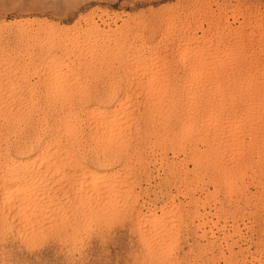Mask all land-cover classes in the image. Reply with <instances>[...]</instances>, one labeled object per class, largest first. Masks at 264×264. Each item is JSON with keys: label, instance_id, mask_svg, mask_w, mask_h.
Here are the masks:
<instances>
[{"label": "rangeland", "instance_id": "374dc122", "mask_svg": "<svg viewBox=\"0 0 264 264\" xmlns=\"http://www.w3.org/2000/svg\"><path fill=\"white\" fill-rule=\"evenodd\" d=\"M263 72L264 0H0V165L58 170L33 185L40 220L0 209V264H264ZM95 107L120 109L110 139ZM110 155L127 192L80 199L71 165Z\"/></svg>", "mask_w": 264, "mask_h": 264}, {"label": "bare ground", "instance_id": "6f19581e", "mask_svg": "<svg viewBox=\"0 0 264 264\" xmlns=\"http://www.w3.org/2000/svg\"><path fill=\"white\" fill-rule=\"evenodd\" d=\"M93 40V39H92ZM92 40H91V38L88 36L86 39L84 38V43L85 44H87V46L89 45L90 46V43H92ZM95 44V43H94ZM238 47V46H237ZM235 48V47H234ZM233 48V49H234ZM188 50L189 49H187L186 51H185V53H187L188 52ZM233 51H235V50H233ZM237 52V51H236ZM184 53V54H185ZM239 53V52H238ZM51 55V54H50ZM235 55V54H234ZM240 55V54H239ZM56 56V55H55ZM236 56V55H235ZM238 57V56H237ZM237 57H236V59H237ZM240 57V56H239ZM235 59V60H236ZM239 59V58H238ZM240 59H242V58H240ZM135 60H136V58H135ZM144 61V60H143ZM146 62V61H145ZM237 62V61H236ZM47 63V62H46ZM48 63L49 64H51V66L53 65V64H55L56 62H55V59L54 58H50L49 60H48ZM136 63L139 65L140 63H141V59H138V60H136ZM150 63V62H149ZM58 65H59V63H57ZM61 64V63H60ZM135 64V63H134ZM141 65V64H140ZM143 65V64H142ZM56 66V65H55ZM247 66V65H246ZM263 66V65H262ZM139 67V66H138ZM244 68H246L245 66H243ZM248 67V66H247ZM241 68V67H240ZM242 69V68H241ZM240 69V70H241ZM248 69V68H247ZM246 69V70H247ZM245 70V71H246ZM146 71V70H145ZM242 71V70H241ZM249 71V70H248ZM139 72V71H138ZM259 72V71H258ZM151 73V72H150ZM243 73V72H242ZM262 73V72H261ZM264 73V72H263ZM145 74H146V72H145ZM245 74V73H244ZM253 74H255V72H253ZM253 74H250V75H253ZM259 75H260V73H258ZM238 75V74H237ZM242 76V78L245 76H243V74H241ZM146 76V75H145ZM153 76V75H152ZM247 76V75H246ZM261 76V75H260ZM237 77V76H236ZM239 77H240V74H239ZM240 77V78H241ZM252 78H249L248 77V80H254L255 78H253V76H251ZM147 78V77H146ZM241 78V79H242ZM147 79H149V78H147ZM153 79V78H152ZM166 79V78H165ZM237 79V78H236ZM240 79V80H241ZM146 80V79H145ZM170 80V79H169ZM262 80V79H261ZM144 81V80H143ZM146 81H148V80H146ZM245 81V80H244ZM246 81H247V78H246ZM258 81V80H257ZM167 82V81H166ZM169 82V81H168ZM167 82V83H168ZM236 82V81H235ZM234 82V83H235ZM252 82H254L255 83V80L254 81H252ZM261 82V81H260ZM263 82V81H262ZM148 83H150V82H148ZM239 83V82H238ZM237 83V84H238ZM250 83V82H249ZM147 84V83H146ZM162 84V83H161ZM165 84V83H164ZM163 84V85H164ZM264 84V83H263ZM143 85H145V84H143ZM239 85V84H238ZM246 85V84H245ZM250 85H253V84H251L250 83ZM256 85V84H255ZM140 86V85H139ZM237 86V85H236ZM248 86V85H247ZM257 86H259V85H257ZM261 86V85H260ZM143 87V86H142ZM168 87V86H167ZM246 87V86H245ZM262 87V86H261ZM264 87V86H263ZM145 88V87H144ZM239 88V87H238ZM237 88V89H238ZM236 89V88H235ZM236 89V90H237ZM254 89H255V87H254ZM260 89V88H259ZM258 89V90H259ZM142 90V89H141ZM250 90V89H249ZM262 90H264V89H262ZM255 92V91H254ZM145 93V92H144ZM151 93V92H150ZM162 93V92H161ZM250 93V92H249ZM260 94V93H259ZM259 94H258V96H259ZM90 97H92V96H90ZM107 97V96H106ZM174 97V96H173ZM257 97V96H256ZM262 97V96H261ZM260 97V98H261ZM93 98H95L94 96H93ZM98 98V97H97ZM101 98V97H100ZM259 98V97H258ZM99 99V98H98ZM255 100H256V98H254ZM94 100V99H93ZM105 100V99H104ZM170 100V99H169ZM172 100V99H171ZM95 101V100H94ZM102 101V100H101ZM152 101V100H151ZM150 101V102H151ZM249 101V100H248ZM90 102V101H89ZM169 102V101H168ZM253 101H251V103H252ZM262 102V101H261ZM97 103V102H96ZM99 103V102H98ZM104 103V102H103ZM158 103V102H157ZM173 103H174V101H173ZM186 103V102H185ZM154 104V103H153ZM166 104V103H165ZM174 105V104H173ZM258 105V104H257ZM100 106V105H99ZM147 106V105H146ZM159 106V105H158ZM251 106H252V104H251ZM254 106V105H253ZM259 106V105H258ZM262 106V105H261ZM121 107V106H120ZM127 107V106H126ZM145 107V106H144ZM249 107V106H248ZM255 107V106H254ZM253 107V108H254ZM155 108V107H154ZM168 108V107H167ZM170 108H171V106H170ZM190 108V107H189ZM250 108V107H249ZM123 109V108H122ZM128 109V108H127ZM153 109V108H152ZM56 110V109H55ZM54 110V111H55ZM58 110V109H57ZM84 110V109H83ZM82 110V111H83ZM86 110V109H85ZM164 110V109H163ZM167 110V109H166ZM165 110V111H166ZM169 110V109H168ZM174 110V109H173ZM187 110V109H186ZM214 110V109H213ZM261 110V109H260ZM264 110V109H263ZM122 111V110H121ZM124 111V110H123ZM126 111V110H125ZM139 111V110H138ZM144 111V110H143ZM142 111V112H143ZM147 111V110H146ZM159 111V110H158ZM5 112V111H4ZM53 112V111H52ZM60 112H61V110H60ZM66 112V111H65ZM64 112V113H65ZM81 112V111H80ZM128 112V111H127ZM133 112H135V111H133ZM150 112V111H149ZM152 112V111H151ZM164 112V111H163ZM167 112V111H166ZM55 113V112H54ZM83 113V112H82ZM153 113V115H154V112H152ZM156 113V112H155ZM158 113V112H157ZM205 113V112H204ZM257 113V112H256ZM263 113V112H262ZM8 114V113H7ZM14 114V113H13ZM12 114V115H13ZM27 114V113H26ZM25 114V115H26ZM30 114V113H29ZM51 114V113H50ZM56 114V113H55ZM128 114V113H127ZM131 114V113H130ZM145 114V113H144ZM150 114V113H149ZM170 114V113H169ZM177 114V113H176ZM15 115H17V114H15ZM25 115H23V116H25ZM64 115V114H63ZM68 115V114H67ZM87 115H90L89 117H91V118H93V120H94V123H95V127H96V129H95V134L94 135H96V138H99V137H101V139L102 138H106V137H109V139H110V137L112 136V135H114V129H115V127L116 126H114V125H117L116 123L118 122V120H119V118L121 117V112H120V109H112V110H108L107 108H104V107H95V108H91V109H89L88 110V114ZM123 115H125V114H123ZM152 115V116H153ZM162 115H163V113H162ZM257 115V114H256ZM29 116V115H28ZM143 116V115H142ZM145 116V115H144ZM149 116V115H148ZM167 116V115H166ZM259 116V115H258ZM26 117V116H25ZM30 117H31V115H30ZM42 117V116H41ZM63 117H65V116H63ZM74 117V116H73ZM72 117V118H73ZM85 117H87V116H85ZM130 116H128V118H129ZM134 117V116H133ZM135 117H136V115H135ZM138 117V116H137ZM205 117H207V116H205ZM6 118V117H5ZM24 118V117H23ZM32 118V117H31ZM30 118V119H31ZM127 118V119H128ZM131 118V117H130ZM129 118V119H130ZM141 118V117H140ZM153 118H154V116H153ZM160 118V117H159ZM167 118H169V117H167ZM166 118V119H167ZM172 118V117H171ZM171 118H169V119H171ZM198 118V117H197ZM254 118V117H253ZM259 118V117H258ZM262 118V117H261ZM22 119V118H21ZM27 119H29L28 117H27ZM30 119H29V122H30ZM61 119V118H60ZM90 119V118H89ZM126 119V118H125ZM124 119V120H125ZM137 119V118H136ZM142 119V118H141ZM156 119V118H155ZM155 119H152V122H153V120H155ZM164 119V118H163ZM7 120V119H6ZM10 120H11V118H10ZM13 120V119H12ZM16 120V119H15ZM66 120V119H65ZM186 120V119H185ZM196 120V119H195ZM258 120V119H257ZM17 121H19V120H17ZM28 121V120H27ZM55 121V120H54ZM53 121V122H54ZM61 121V120H60ZM89 121V120H88ZM127 121V120H126ZM134 121V120H133ZM132 121V122H133ZM142 121V120H141ZM147 121V120H146ZM146 121H145V123H146ZM148 121H150V120H148ZM157 121V120H156ZM161 121V120H160ZM164 121V120H163ZM167 121V120H166ZM165 121V122H166ZM8 122V121H7ZM16 122V121H15ZM23 123L25 122L24 120L22 121ZM52 122V123H53ZM58 122V121H57ZM119 122H121V121H119ZM130 122V121H129ZM168 122V121H167ZM180 122V121H179ZM190 121H188V123H189ZM28 123V122H27ZM32 123V122H31ZM55 123V122H54ZM73 123V122H72ZM136 123V122H135ZM140 123V122H139ZM154 123V122H153ZM159 123V122H158ZM161 123H163V122H161ZM171 123V122H170ZM173 123H174V121H173ZM177 123V122H176ZM187 123V122H186ZM192 123V122H191ZM17 124V123H16ZM59 124V123H58ZM120 124V123H119ZM126 124V123H125ZM132 124V123H131ZM151 124V123H150ZM183 123H181V125L179 126L182 130L184 129V128H187V126L188 125H190V123L189 124H183ZM256 124H258V123H256ZM55 125V124H54ZM66 125V124H65ZM71 125V124H70ZM122 125V124H121ZM124 125V124H123ZM145 125V124H144ZM147 125V124H146ZM148 125H149V123H148ZM153 125V124H152ZM151 125V126H152ZM8 126V125H7ZM17 126V125H16ZM72 126V125H71ZM155 126V125H154ZM160 126V125H159ZM158 126V127H159ZM168 126H169V124H168ZM234 126V125H233ZM256 126V125H255ZM4 127V126H3ZM54 126H52L50 129H52ZM119 127V126H118ZM124 127V126H123ZM122 127V128H123ZM132 127V126H131ZM137 127V126H136ZM141 127V126H140ZM146 127V126H145ZM164 127H166L165 125H164ZM163 127V128H164ZM191 127V126H190ZM7 128V127H6ZM10 128V127H9ZM67 128V127H66ZM66 128H64V129H66ZM117 128V127H116ZM149 128V127H148ZM152 128V127H151ZM162 128V127H161ZM167 128V127H166ZM170 128V127H169ZM173 128V127H172ZM262 128V127H261ZM14 129V128H13ZM31 129V128H30ZM57 129H60V128H57ZM150 129V128H149ZM155 129V128H154ZM180 129V130H181ZM71 129H69V131H70ZM73 130V129H72ZM92 130V129H91ZM117 130V129H116ZM118 130H120V129H118ZM125 130V129H124ZM144 130V129H143ZM153 130V129H152ZM157 131H158V129H156ZM166 130V129H165ZM175 130V129H174ZM178 130H179V128H178ZM179 130V131H180ZM52 131V130H51ZM57 131H60V130H57ZM61 131H63V130H61ZM60 131V132H61ZM160 131L161 130H159V133H160ZM164 131V130H163ZM185 131V130H184ZM34 132H35V130H34ZM64 132V131H63ZM120 132V131H119ZM141 132V131H140ZM151 132V131H150ZM173 132V131H172ZM52 133V132H51ZM70 133V132H69ZM148 133V132H147ZM157 133V132H156ZM163 133V132H162ZM169 133H170V131H169ZM187 133V132H186ZM263 133V132H262ZM57 134V133H56ZM116 134H117V132H116ZM122 134H125V133H122ZM161 134V133H160ZM60 135V134H59ZM84 135V134H83ZM93 135V136H94ZM158 135V134H157ZM168 135V134H167ZM172 135V134H171ZM170 135V136H171ZM180 135V134H179ZM252 135V134H251ZM255 135V134H254ZM261 135V134H260ZM55 136V135H54ZM125 136V135H124ZM143 136H145V134L143 135ZM151 136H153V134L151 135ZM175 136V135H174ZM33 137V136H32ZM63 137H64V135H63ZM66 137V136H65ZM142 137V136H141ZM158 137V136H157ZM173 137V136H172ZM171 137V138H172ZM176 137V136H175ZM254 137V136H253ZM30 138V137H29ZM80 138H81V136H80ZM93 138V137H92ZM150 138V137H149ZM155 138V137H154ZM259 138V137H258ZM49 139H50V137H49ZM94 139V138H93ZM124 139V138H123ZM144 139V138H143ZM32 140V139H31ZM59 140V139H58ZM73 140V139H72ZM80 140V139H79ZM97 140V139H96ZM113 140V139H112ZM155 140V139H154ZM56 141V140H55ZM93 141V140H92ZM102 141H103V139H102ZM116 141V140H115ZM120 142H121V140H119ZM125 141V140H124ZM105 142V141H104ZM108 142V141H107ZM117 142V141H116ZM175 142V141H174ZM96 143V142H95ZM109 143V142H108ZM110 143H112V142H110ZM126 143V142H125ZM101 145V144H100ZM108 145H110V144H108ZM112 145H114V144H112ZM117 145V144H116ZM119 145H121V144H119ZM118 145V146H119ZM126 145L127 146H129L127 143H126ZM17 147V146H16ZM48 147V146H47ZM115 147V146H114ZM122 147V146H121ZM30 148V147H29ZM116 148V147H115ZM120 148V147H119ZM128 148V147H127ZM127 148L125 147V149L127 150ZM25 149V148H24ZM48 149V148H47ZM54 149V148H53ZM110 149H112V148H110ZM109 149V150H110ZM121 149V148H120ZM9 150V149H8ZM21 150V149H20ZM30 150V149H29ZM106 150H108V149H106ZM134 150V149H133ZM6 151V150H5ZM23 151V150H22ZM21 151V152H22ZM61 151V150H60ZM105 151V150H104ZM121 151V150H120ZM7 152V151H6ZM53 152V151H52ZM62 152V151H61ZM103 152V151H102ZM124 152V151H123ZM131 152H132V150H131ZM8 153V152H7ZM18 153V152H17ZM20 153V152H19ZM44 153V152H43ZM55 153V152H54ZM53 153V154H54ZM56 153H58V152H56ZM119 153V152H118ZM126 153H128V152H126ZM98 154H99V152H98ZM114 154V156L117 154V152H116V154L115 153H113ZM112 154V155H113ZM122 154V153H121ZM135 154V153H134ZM5 155H7V154H5ZM18 155V154H17ZM19 155H21V154H19ZM61 155V154H60ZM105 155V154H104ZM118 155V154H117ZM195 155V154H194ZM50 156V155H49ZM129 156V155H128ZM42 157V156H41ZM63 157V156H62ZM131 157V156H130ZM198 157V156H197ZM10 158V157H9ZM48 158V157H47ZM61 158V157H60ZM43 159V158H42ZM57 159V158H56ZM95 159V158H94ZM97 159H99V158H97ZM120 159H122V157L120 158ZM130 159V158H129ZM5 160V159H4ZM7 160V159H6ZM68 160V159H67ZM96 160V159H95ZM100 160V159H99ZM101 160L102 161H100L99 163L96 161V163H98L97 165H96V167L95 166H84V165H75V164H73V165H71L72 166V168L74 167V172H76V175L74 176H72L71 174H69L70 175V177H69V182H68V186H69V188L70 189H75V191H77V192H79V193H84V194H82V195H80L79 197H80V199L82 198V197H85V195H87V194H89L90 195V197L92 196V197H94V200H96L97 201V203L99 202H101L103 205H107V204H109V203H111V201L113 200V198L116 196V194H120V193H124L125 194V192H127V188H125V189H123L122 188V185L121 184H119L118 183V181H120V180H117V182L116 181H114V180H116V177H118V175H117V173H116V176H115V173L113 172V173H111V170H110V173L108 172V169H110V166H111V160H112V157H111V155L110 156H108V157H105L104 159H102L101 158ZM197 160V159H196ZM48 161V160H47ZM94 160H92V162H93ZM113 161V160H112ZM115 161V160H114ZM130 161V160H129ZM2 162V165H0L1 167L0 168H2L0 171H1V173H0V209H6L7 211H9V212H12V213H10V214H12V216H13V212H14V214L16 213V214H18V215H20L21 217L18 219L19 220V222L20 223H22L23 225L24 224H26V225H28L29 223H30V221H31V223L32 222H34L36 219H38L39 218V220H40V217H39V215H40V213H41V205L40 204H38V200L37 201H34L35 200V196L36 195H33V190H35V189H33L34 187H33V185H34V183H36V182H43V180H42V178H44V177H46L47 178V176L49 175L50 177H51V175L52 174H56L57 172H58V170H52V166H53V164H51V165H48L47 166V168H45V170H44V173L43 172H41L40 170H37V172L38 171H40V173L41 174H37L36 173V171H34V173H29V171L28 170H30V163L28 162V161H13V160H10V161H5V163H3L4 161H1ZM61 162V161H60ZM118 162V161H117ZM121 162V161H120ZM123 162V161H122ZM194 162H196V161H194ZM200 163H201V161H199ZM49 163H50V161H49ZM54 163V162H53ZM58 163V162H57ZM68 163H69V160H68ZM67 163V164H68ZM71 164H72V162H70ZM95 163V164H96ZM119 164V163H118ZM122 164V163H121ZM40 165L41 166H43L41 163H40ZM45 165V164H44ZM70 165V164H69ZM123 165V164H122ZM115 166V165H114ZM124 166V165H123ZM129 166V165H128ZM200 166V165H199ZM40 167V166H39ZM121 168H123V167H121ZM199 168V167H198ZM202 168V167H201ZM117 169V168H116ZM126 170V169H125ZM31 171V170H30ZM33 171V170H32ZM31 171V172H32ZM227 171V170H226ZM58 174V173H57ZM73 174V173H72ZM113 174H114V176L115 177H113ZM118 174H120V173H118ZM53 176V175H52ZM66 176V175H65ZM120 176V175H119ZM223 176V175H222ZM233 176V175H232ZM235 177V176H234ZM234 177H233V179H234ZM49 178V177H48ZM47 178V179H48ZM114 178V179H113ZM224 178V177H223ZM232 178V177H231ZM126 179V178H125ZM231 180V181H235V180ZM123 180V179H122ZM45 181V180H44ZM58 182V181H57ZM56 182V183H57ZM125 182V181H124ZM38 183V184H39ZM48 183V182H47ZM52 183H54V182H52ZM120 183H122V182H120ZM61 184V183H60ZM66 184V183H65ZM37 185V184H36ZM55 185V184H54ZM129 185V184H128ZM53 186V185H52ZM57 186V185H56ZM60 186V185H59ZM55 187V186H54ZM60 187H62V186H60ZM60 187H58V188H60ZM67 187V186H66ZM48 188V187H47ZM68 188V187H67ZM66 188V189H67ZM46 190V189H45ZM55 191V190H54ZM71 191V190H70ZM129 191V190H128ZM65 192H66V190H65ZM73 192V191H72ZM71 192V193H72ZM59 193V192H58ZM63 193V192H62ZM76 193V192H75ZM35 194V193H34ZM56 195V194H55ZM54 196V195H53ZM57 196V195H56ZM40 197H41V195H40ZM130 197V196H129ZM134 198V197H133ZM76 199V198H75ZM84 199V198H83ZM87 199V198H86ZM58 200V199H57ZM130 200V199H129ZM77 201V200H76ZM80 201V200H79ZM91 201V200H90ZM50 202V201H49ZM56 202V201H55ZM39 203H41V202H39ZM56 203H58V202H56ZM64 204V203H63ZM79 204V203H78ZM63 207V206H62ZM92 207V206H91ZM90 207V208H91ZM95 207V206H94ZM98 207V206H97ZM96 207V208H97ZM103 206H101V208H102ZM59 208V207H58ZM57 208V209H58ZM93 208V207H92ZM53 209V208H52ZM56 209V210H57ZM60 209H62V208H60ZM59 209V210H60ZM95 209V208H94ZM93 209V210H94ZM55 210V211H56ZM91 210V209H90ZM97 210V209H96ZM108 210V209H107ZM7 211H4L5 213H8ZM54 211V212H55ZM65 211V210H64ZM50 212H52V211H50ZM93 212V211H92ZM91 212V213H92ZM2 213V212H1ZM138 213V212H137ZM136 213V214H137ZM16 214H15V216H13L12 218H15L16 217ZM43 214L44 215H46L44 212H43ZM53 214V213H52ZM55 214H57V213H55ZM90 214V213H89ZM100 214V213H99ZM125 214V213H124ZM3 215V214H2ZM8 215V214H7ZM92 215V214H91ZM95 215V214H94ZM97 215V214H96ZM123 215V214H122ZM167 215V214H166ZM29 216V217H28ZM54 216V215H53ZM52 216V217H53ZM56 216V215H55ZM105 216V215H104ZM134 216V215H133ZM45 217V216H44ZM49 217H51V216H49ZM129 217V216H128ZM42 218V217H41ZM96 218V217H95ZM10 219V218H9ZM16 219V218H15ZM16 219V220H17ZM56 219V218H55ZM101 219V218H100ZM167 219V218H166ZM166 219H164V216H153V215H151V214H147V213H142L139 217H138V224L140 225V227H141V225L142 226H146V225H148V223L149 222H151L152 223V228H154L152 231H154V232H156L157 234H159L160 236H159V239L157 240V241H160L159 242V246H160V244H164V245H168L167 243H168V240L170 239V237H171V231H173V230H170L171 228L170 227H172V225L171 226H169V224L167 225V221H169V220H167V221H165ZM3 220V219H2ZM12 220V219H11ZM17 220V221H18ZM39 220H37V221H39ZM48 220V219H47ZM50 220V219H49ZM98 220V219H97ZM102 220V219H101ZM128 220H130V219H128ZM43 221H45L44 219H43ZM36 222V221H35ZM48 222V221H47ZM132 222V221H131ZM38 223H40V222H38ZM71 223V222H70ZM70 223H68V224H70ZM136 223V222H135ZM132 224V223H131ZM137 224V225H138ZM4 225V224H3ZM13 225V224H12ZM15 225V224H14ZM33 225H34V223H33ZM48 225V224H47ZM0 226H2V225H0ZM31 226V225H30ZM59 226V225H58ZM169 226V227H168ZM134 227V226H133ZM139 227V228H140ZM0 228H2V227H0ZM7 228V227H6ZM18 229H19V226L17 227ZM21 228V227H20ZM22 228H23V226H22ZM62 228H64V227H62ZM77 228V227H76ZM3 229V228H2ZM44 229V228H43ZM60 229V228H59ZM58 229V230H59ZM173 229V228H172ZM16 230V229H15ZM30 230V229H29ZM54 230V229H53ZM57 230V229H56ZM72 230V229H71ZM149 230H151V229H149ZM73 231V230H72ZM75 231V230H74ZM151 231V232H152ZM22 232V231H21ZM36 232V231H35ZM61 232V231H60ZM70 232V231H69ZM150 232V231H149ZM154 232H152V233H154ZM50 233V232H49ZM56 233H58V232H56ZM75 233V232H74ZM155 233V234H156ZM30 234V233H29ZM61 234H62V232H61ZM64 235H65V233H63ZM71 234H73V233H71ZM71 234H70V236L69 237H71ZM173 234V233H172ZM36 235V234H35ZM39 235V234H38ZM51 235V234H50ZM54 235V234H53ZM67 235H68V233H67ZM151 235V234H150ZM23 236V235H22ZM30 236V235H29ZM156 236V235H155ZM173 236V235H172ZM28 237V236H27ZM64 237V236H63ZM68 237V238H69ZM146 237V236H145ZM154 237V236H153ZM157 237H158V235H157ZM57 239V238H56ZM146 240H148L147 238H146ZM150 240H151V238H150ZM154 241V240H153ZM156 241V240H155ZM165 241V242H164ZM149 242V241H148ZM154 243V242H153ZM158 243V242H157ZM166 243V244H165ZM155 245V244H154ZM163 245V246H164ZM158 246V247H159ZM162 246V247H163ZM156 247V246H155Z\"/></svg>", "mask_w": 264, "mask_h": 264}]
</instances>
